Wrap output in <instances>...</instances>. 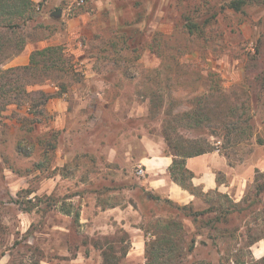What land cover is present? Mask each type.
<instances>
[{"label": "rangeland", "instance_id": "374dc122", "mask_svg": "<svg viewBox=\"0 0 264 264\" xmlns=\"http://www.w3.org/2000/svg\"><path fill=\"white\" fill-rule=\"evenodd\" d=\"M234 1L239 0L36 3L35 18L9 36L13 41L0 55L2 61L15 52L16 43L45 37L63 9L70 15L90 13L89 22L100 28L94 40L65 47L62 62L51 67V61H41L0 94V108L10 103L0 113V264H103L102 252L111 247L117 264H264L250 251L257 240L264 244V0H240V10L229 7ZM57 10L62 13L54 16ZM126 24L132 25L125 32L129 40L119 42ZM90 71L98 72L99 79L87 80ZM108 86L115 89L95 94ZM55 87L80 90L71 101L86 103H79L75 121L93 118L90 104L99 111L103 102L119 101L118 111L95 114L113 122L125 118L124 124L115 122L116 131L139 128L162 140L170 154L178 149L183 154L219 152L245 179L228 190L199 193L194 209L210 211L196 223L164 199L141 208L142 219L131 224L140 231L119 224L107 228L105 221L81 223V204L69 201L75 193L71 178L105 183L99 175L70 177L69 165L68 181L47 193L45 179L67 140L57 129V113L47 112L49 100L57 96ZM106 131L98 129L100 140ZM82 136L75 138L71 156L79 160L73 166L83 172L91 157L92 167L103 166L99 145L82 151ZM10 182L17 184L14 195ZM30 208L32 224L24 232L21 222ZM59 211L71 212L70 218L60 219ZM167 222L178 226L166 230ZM168 232L178 245L152 249L155 237ZM192 239L196 244L189 251Z\"/></svg>", "mask_w": 264, "mask_h": 264}, {"label": "crops", "instance_id": "0c3cea01", "mask_svg": "<svg viewBox=\"0 0 264 264\" xmlns=\"http://www.w3.org/2000/svg\"><path fill=\"white\" fill-rule=\"evenodd\" d=\"M33 1L35 3L39 2V0ZM66 1L68 0H46L45 3L59 5ZM66 11L65 9L62 10L61 19H55L56 24H52L53 26L49 28L45 37L34 41L29 40L24 50L11 58L5 68L29 65L31 55L36 50L53 46L70 48L74 43L82 46L83 42L94 40L100 24L89 22L90 13L78 11L74 15H70ZM99 75L96 71H90L87 73L86 79L98 80ZM55 89L57 96L49 100L47 112L50 114L57 113V129L65 135L67 140L62 142L61 147L59 146L57 161L51 176L49 175L45 179L48 181L47 193L51 194L56 189L58 182L60 183L62 180L68 181L72 176L99 175L103 176L101 178L104 181L103 183H105L102 185L101 182H95V180H92L94 178L90 180L87 178H71L75 193L69 201H79L81 204V223H95L97 226L99 224L102 225L105 221L107 228L110 227V224H119L128 231H140L138 228H132L131 224L139 223L142 219L139 195L144 191L169 199L181 206H195L197 204L198 196L172 179L170 168L173 166L175 156L166 152L165 144L162 140L148 136L143 130L140 131L139 128L136 130L132 129V131L129 129V131L124 129L116 131L114 128L118 124H124L125 118L116 119L113 122V120H101L99 119L100 116L95 114L96 112L101 113L103 109L118 111V108L121 107L119 101L103 102L99 111L96 106L90 104L89 107L94 112L93 118L86 120L83 117L82 121V118L75 121V110L79 109V103L81 102L83 105L86 103L83 100L77 101L79 103L71 101L72 94L77 96L80 90L73 88V91L68 92L58 91L56 87ZM114 89V86H108L104 90L98 89L95 94L101 97L103 96V91L111 92ZM100 99L102 100V98ZM115 122L118 124L114 125ZM101 126L107 129L105 140H100L99 135H97ZM54 127L55 125L51 124V129H55ZM81 127L82 129H80ZM79 135H83L84 145L82 151L85 149L90 150L91 147L99 145L100 151L97 158L103 160V166L92 167V163L95 162L94 157L90 158L89 162L91 163H88V165L82 163L83 172L78 171L80 165L78 167L73 166L72 162L79 160V157L76 156L77 154L71 156L73 150H76L73 147L75 138ZM69 165L72 167L70 171L72 175L70 177L66 171ZM185 167L192 174L190 184L202 193L228 190L234 185L242 184L245 179L243 175L235 172V169L229 165L227 158L219 152H207L199 156L188 157L185 159ZM134 168H143L145 170L144 175H137V171H134ZM220 175H223L225 179L219 180ZM7 185L10 194L14 195L13 192L17 189V184L10 182ZM81 192L85 193L81 195ZM27 215L23 218L24 221L21 222L25 227L23 229L24 232H27L32 224V219L29 217L31 214L27 213ZM58 215L61 217L60 219H65L64 221L70 218L69 215H64L60 211ZM48 223L52 225V222L49 221ZM54 227L58 226L55 225ZM136 239L140 240V236ZM65 250L69 249L65 248ZM250 251L253 259H264V244L262 242H256L252 245ZM6 254L8 253L2 255V259L6 257ZM75 261L72 260V264H75Z\"/></svg>", "mask_w": 264, "mask_h": 264}, {"label": "trees", "instance_id": "16d2710c", "mask_svg": "<svg viewBox=\"0 0 264 264\" xmlns=\"http://www.w3.org/2000/svg\"><path fill=\"white\" fill-rule=\"evenodd\" d=\"M242 4L243 1L240 0L234 1L231 2L229 7L234 10H240ZM36 8L37 5L33 0H0V29L4 31V32H0V55L11 47L10 43L11 41H13V39H11L9 36L11 34H15L17 30L21 29L23 23L25 24L29 21H32L35 18V15L37 13ZM127 27H132V25L126 24L120 28L119 31L122 30V34L121 36L118 37L119 40L117 39L119 42L129 40V37L125 36L126 35L125 32L127 31V29H129ZM136 32H138V30H136ZM16 44L17 46L15 52H13L5 61H2L0 59V94H3L4 92L6 93L9 92L10 88L12 87L11 86L12 84L14 85V83L18 81L21 77H23L25 73L27 74L28 72H33L34 70H36L37 66L40 64L41 61L44 63L51 61L52 62L51 67H52L58 62H62L63 59H65L64 57H66L64 47L53 46L42 50L34 51L33 54L31 55L30 64L27 66L5 68V65L8 63V61L11 58H13L15 55L21 53L24 50L26 42L22 41ZM13 80H15V82L12 83ZM7 105H4L2 108H0V113L3 110H5ZM167 140L169 143L171 142L170 139ZM175 149H177L176 146ZM174 153L175 154L172 155L175 156V159L173 162V166L170 168L172 179L176 183L181 185L183 188L188 189L191 193L198 196V194L202 192H200L190 184V180L192 179V174L185 167V159L188 157L199 156L205 154L206 152L198 151L192 154H183L178 149ZM23 155L26 156L27 154H23ZM139 197H142L141 200L139 199L141 208H143V206L146 205L145 203H149L150 201H160L164 199L167 204L174 206L178 211H184L185 215L187 217H191L195 223L198 221V218L200 216H203L210 211V210L196 211L193 205L181 206L169 199L162 198L161 196L158 195H154L148 191H144L141 195H139ZM33 209L30 208L28 210H25V212L31 213ZM63 213L67 215L71 214V212L69 211L67 212L63 211ZM78 218H79V213H76L75 219H77V221ZM176 226L178 225H176L175 222H167L166 230ZM172 235L169 232L161 235H157L152 244V249L173 250L174 246L178 245V243L176 244V241L174 240V237ZM258 241L260 240H257L256 242ZM195 244H196L195 239H192L189 246L187 247V250L189 251L194 250ZM146 247H147L146 251L148 254L149 242L146 243ZM109 251L110 252H108L107 250L106 251L103 250L102 252L103 264H110V263L117 264L118 260L113 253L114 252L113 247H111ZM126 254H127V250L124 252V255Z\"/></svg>", "mask_w": 264, "mask_h": 264}, {"label": "built area", "instance_id": "2783aa9c", "mask_svg": "<svg viewBox=\"0 0 264 264\" xmlns=\"http://www.w3.org/2000/svg\"><path fill=\"white\" fill-rule=\"evenodd\" d=\"M83 3V0H78V5H81ZM145 173V170L143 168H139L138 171H137V174L142 176L144 175Z\"/></svg>", "mask_w": 264, "mask_h": 264}, {"label": "water", "instance_id": "95a60500", "mask_svg": "<svg viewBox=\"0 0 264 264\" xmlns=\"http://www.w3.org/2000/svg\"><path fill=\"white\" fill-rule=\"evenodd\" d=\"M54 16H59L61 15V10H57L53 13Z\"/></svg>", "mask_w": 264, "mask_h": 264}]
</instances>
